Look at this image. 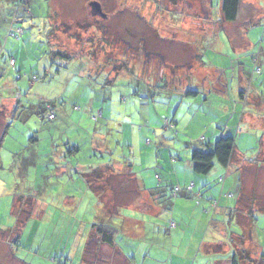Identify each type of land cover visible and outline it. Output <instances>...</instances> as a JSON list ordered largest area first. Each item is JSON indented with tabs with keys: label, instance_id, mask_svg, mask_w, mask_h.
Returning a JSON list of instances; mask_svg holds the SVG:
<instances>
[{
	"label": "crops",
	"instance_id": "1",
	"mask_svg": "<svg viewBox=\"0 0 264 264\" xmlns=\"http://www.w3.org/2000/svg\"><path fill=\"white\" fill-rule=\"evenodd\" d=\"M20 1L24 6L29 4V0ZM95 1L105 18L96 20L88 12L93 25V35L89 39L98 36L101 40L98 50L89 47L92 56L101 52L104 43H109L106 24L112 21L113 16L108 12L112 6L117 7L115 14L131 16L137 34L143 16H149V24H152L161 13L159 0H153L154 13L143 10L142 6L148 8L143 0L140 5L139 1L125 0L118 6L108 1ZM193 1L164 2L168 8L185 6L189 12L195 11L193 16L184 15L180 9L172 13L175 19L173 27L168 26L169 31L184 33L173 31L171 37L169 34L165 37L153 27L155 36L149 49L154 43L157 51L151 54L166 64L164 52L158 45L159 40H164L170 47L167 54L175 61L172 66L169 64L171 70L166 74L164 71L155 73L148 56L146 63L149 65L138 68L140 78L148 83L151 80L150 86L158 88L161 83L165 84L167 96L161 105L173 108L177 101L179 104L172 111L171 119H164L173 124V128L163 125L169 135L164 133L161 139L157 129L140 127L136 129L137 143L142 146L141 141L151 134L165 140L171 131L191 134V129L195 130L201 146L186 143L185 149L189 151L183 161L179 158L160 162L152 155L149 147L152 142H148L146 154L150 157L144 162L125 157L119 160L114 156L100 162L89 156L88 162H82L78 158L83 152L82 145L62 141L40 150V139H31L32 144L23 145L24 142L15 136L9 138L12 147L4 148V138L10 135L11 127H15L5 122V116L13 113L14 104L22 98L17 95L0 98V177L4 179H0V184H6L0 196L2 194L6 201L7 208H4L8 217L7 222L0 224V264H187L190 261L206 264L211 258H215L211 260L214 264H231L235 252L244 249L250 251V255L249 259L244 258L247 263L243 264L254 260L255 241L257 244L258 240L252 231L253 212L264 208L255 206L254 192L248 194L247 185L254 182V174L264 168V161L258 159L264 152V0H239L236 19L230 23L222 20L221 0L217 2L214 17V0ZM25 13H28L27 8ZM54 17L63 19L59 21L61 25L72 22L60 11L58 15L56 11ZM190 23L199 30L184 28V24L189 26ZM56 27L52 39L62 33ZM70 40L75 39L70 37ZM121 41L131 44L130 38ZM143 41L140 38L135 43L142 47ZM209 42L215 57L206 62L202 57L208 51L204 47ZM144 46L146 48L147 44ZM63 47L55 48L68 55L72 53ZM102 52L105 54L107 50ZM254 66L261 70L258 77H251ZM135 95L137 97V92ZM154 97L157 96H151L148 104L157 103ZM139 103L141 107L144 105L141 99ZM41 112L46 116L45 106ZM63 112L61 110V114ZM99 115L103 118L104 114ZM63 116L68 115L63 113ZM98 118L96 121L94 116L88 119L95 124ZM80 120L84 117L80 116ZM78 121L71 120L68 124L79 129ZM35 123L38 124V120ZM123 125L121 133L134 136ZM85 131V140L92 141L96 129ZM258 133L260 147L256 163L254 159L249 160L245 152L255 149ZM94 144L88 148V154L94 152ZM105 151L113 153L112 145L109 144ZM32 168L37 172L31 171ZM32 173L36 176L34 184L27 189L19 188L16 181L22 183ZM191 183L192 190L188 191ZM175 187L181 191L173 197L171 191ZM32 199L44 201L37 219L48 218L51 223L29 226L28 221L35 217L33 207L22 201ZM213 201H217L214 210L210 208ZM16 211L25 215L19 226ZM59 216L65 221L60 223ZM171 223L174 228L170 227ZM95 226L112 232L111 245L99 240ZM212 229L214 234L207 236ZM88 244L91 246L86 253ZM227 244L231 247L227 248ZM213 248L217 256H214L216 252L212 253Z\"/></svg>",
	"mask_w": 264,
	"mask_h": 264
},
{
	"label": "rangeland",
	"instance_id": "2",
	"mask_svg": "<svg viewBox=\"0 0 264 264\" xmlns=\"http://www.w3.org/2000/svg\"><path fill=\"white\" fill-rule=\"evenodd\" d=\"M97 1L101 2L100 0ZM103 1H108L112 5L118 6V3L125 0ZM130 1H139V5L142 3V0ZM143 1V5L148 7L142 6L143 10H147L148 13L152 10L154 13L156 8L153 6V0ZM188 1L194 2L193 0ZM91 2H94V0H29L28 6H24L20 0H0V98L12 95L22 98L20 99L21 101L19 100L20 102L14 104L13 113L10 116H5V122L14 124L15 127L12 126L10 135L4 138V148L12 147V141L9 138L15 136L21 142H24L23 145L32 144L31 139H40V150L44 146L59 145L63 142H74L77 145H82L83 152L78 157L82 162H88L87 158L89 156L94 157L96 162L109 160L111 156L117 159L120 158L119 160L125 157L126 160H134V162L141 160V162H144L148 160L147 157H150L149 153L146 154V149H149L147 147L148 142H152L151 146H149L152 148V155L160 162H169V159L179 158V160L183 161L189 151L185 149L188 146L186 143L200 147L201 144L198 142L200 136L198 137L196 135L197 132L192 129L190 131L191 134L189 132L182 134L179 132L178 127L176 129L178 130L177 133L171 131L170 136H165V140H161V135H164V133H168L166 135L170 134L169 131H166L167 128L164 127V119H171L172 111L175 110L179 103L177 101L173 104V108H170L168 104L161 105V102L165 101L167 96L166 91L168 89L165 84L160 82L161 85L158 86L161 87L158 88L150 86L153 83H150L151 80L148 83L145 78H140L138 68L149 65V62L146 63L148 56L152 67L155 66V73L159 74V72L164 71L166 74L169 72L171 70L169 69V64L172 66L175 61L167 54L170 49L168 44H165L164 40L158 41L159 47L164 52L163 61L167 66L160 59L158 61V57L156 59L155 56H152L151 52L157 51L154 43V47L149 49L151 39L155 36L154 29L159 30L160 34H164L165 37L168 34L171 37L172 34L170 32L172 33L173 31L182 34L184 31L180 32L173 29L169 31L168 29L169 25L172 27L174 25L172 21L175 18L172 13L180 9V12L184 13V15L191 14L193 16L195 11L189 12L185 6L178 9L168 8L164 6L165 0H159L161 13H159V17L157 15V21L155 20L152 24L151 22L149 24V16L142 15L143 17L140 19L142 22L141 29L137 34L136 30H133L131 16L129 14H115L117 13L115 12L117 7L112 6L108 11L109 15L113 16L112 21L106 24L109 43H104L101 52L97 51L94 53L96 55L92 56L89 47H91L90 49L97 47L96 50H98L101 40L97 38L98 36L89 39L93 35L91 33L93 25L89 21V8H87ZM217 2L218 0H214L213 3V17L216 16L215 8ZM26 8L28 13H25ZM56 11L57 15L58 11L65 13L72 22L59 24V21L63 19L54 17ZM30 14L32 15L31 17ZM168 14H170L169 17ZM147 20L148 22H145ZM56 26H59V29ZM176 26L178 25L176 24ZM55 27L62 33H58L55 39L54 37L52 39L51 36L55 35ZM184 28L195 31L197 26L193 27V24L190 23L189 26L184 24ZM18 29L22 31L18 39L8 37L10 30L16 31ZM70 37L75 40H70ZM124 38H130L131 44L125 45V43H122L121 39ZM140 38L144 39L142 47L135 43ZM91 43L93 45L90 46ZM145 44H147L146 48ZM60 46L72 51L69 54V60L51 54L52 51L57 50L55 47L60 49ZM210 47V42L205 44L204 48H207L208 51L204 52L203 61H211L215 57ZM197 48H200V45ZM103 50H107V52L102 54ZM10 58L15 62L13 67L8 64ZM185 72L183 73L186 74ZM135 92H137V97H135ZM151 96H157L154 97L156 104H148L152 100ZM139 99L144 104L142 107ZM44 106H47L46 116L42 112L39 113ZM74 107H77L78 110H74ZM61 110L68 116L64 117L63 113L61 114ZM50 111L55 113V120L49 121L47 119L51 113ZM101 112L104 114L103 118L99 116ZM80 116H83L84 120L81 121ZM91 116L97 118L99 116L95 124L89 122L88 118H91ZM14 119L16 120L14 121ZM76 119H79L77 123L78 125L80 124L79 129L76 127L75 129L71 128L68 124L71 123V120L75 122ZM35 120H38V124L35 123ZM122 124H124V128L128 127L130 134H134V136L129 137L127 133L122 134L120 130ZM131 125L136 127L132 129ZM140 127H143V129L149 127L151 130L157 129L161 139L151 134V136L147 137V140L146 138L143 139L141 141L142 146H139L136 129ZM93 129H96L93 140H85L87 134L85 130L93 131ZM150 132L152 133L153 131ZM242 133L246 134L247 132L242 131ZM20 134L22 135L20 136ZM258 134L255 139L257 143L260 137V133ZM93 143H95L94 152L91 151L88 154V148ZM109 144L112 145L113 153H106L105 151ZM259 147V143H255L254 150L251 149L245 152L249 160L254 159V162H256ZM129 152L133 153L134 157ZM38 154L41 155V151ZM41 159L38 157V160ZM258 159L259 161H264V152L260 154ZM32 170L36 171L33 168ZM254 175V182L247 185V193L251 194L254 192L255 206L264 208V168ZM28 177L22 183L16 181L17 186L21 189H27L34 184L36 176L32 173ZM0 179L4 180L1 177ZM250 185L252 188H250ZM4 187H6V184H0V192H4ZM235 192L237 194V190ZM2 197L1 194L0 224L7 222L8 219L5 212V208H7L6 201ZM43 202V200L37 199L22 201V203L33 207V215L35 217L33 221H28L29 226L33 223L38 225L52 222L48 218L37 219V212ZM253 218L252 231L258 241L257 244L255 241L254 260L250 264H264V209L260 210L257 208L253 212ZM59 219L60 223L65 221L64 217L59 216ZM212 233L213 229L207 236L214 234ZM226 246L227 248L231 247L229 244ZM214 250L213 248L212 253L216 252ZM217 253L214 256H217ZM236 253L238 255L244 254L243 257L249 259L250 251L248 252L246 249L244 251L238 250ZM231 254H233V251H231ZM213 259L215 258H211L206 264H214L211 262ZM243 261L247 263L245 259ZM173 262L176 263L175 261ZM187 264L192 263L190 261ZM194 264L200 263L196 261Z\"/></svg>",
	"mask_w": 264,
	"mask_h": 264
},
{
	"label": "trees",
	"instance_id": "3",
	"mask_svg": "<svg viewBox=\"0 0 264 264\" xmlns=\"http://www.w3.org/2000/svg\"><path fill=\"white\" fill-rule=\"evenodd\" d=\"M238 6H239V0H221V15H222V20L224 22H226V23H230V22L235 21L236 16H237ZM21 33H22V31H21ZM51 54H53V56H56V57H60V58L64 57V58H67L68 60L70 59V55H68L67 52L60 51L58 49L55 50V51H52ZM10 60H11V58L8 60V64H9V61ZM13 66H14V64H13ZM257 70H259V72H256ZM260 73H261V70L258 67L254 66L252 68V70H251V77L252 76H257ZM49 107H48V109H49ZM73 109L74 110H78L77 107H74ZM46 110H47V106H45V111ZM50 112L53 115V119L52 120H54V118H55L54 112L53 111H50ZM172 126H173V124H172ZM232 156H233V152L231 153V157ZM16 215L18 216L17 217V223H18V226H19L24 221L25 215L22 216V214H19L18 212H17ZM95 230H96L95 232L97 233V235L99 237V240L102 243L108 244V245H111L112 244L113 234H112L111 231H109L107 228H105L103 226H95ZM13 231L15 232L16 229H14ZM90 244H88V246L86 247V253L88 252V250H89V248L91 246ZM243 256H244V254H241V255H238V253L234 254L233 257H232V260H231V264H243V262H244L243 261L244 260V257Z\"/></svg>",
	"mask_w": 264,
	"mask_h": 264
},
{
	"label": "built area",
	"instance_id": "4",
	"mask_svg": "<svg viewBox=\"0 0 264 264\" xmlns=\"http://www.w3.org/2000/svg\"><path fill=\"white\" fill-rule=\"evenodd\" d=\"M20 34H21V30H20V29H18V30H16V31H12V30H10V31L8 32V36H9L10 38H14V39H18V36H19ZM13 64H14V60L11 59V60L9 61V65H10V66H13ZM256 72H259V70H257ZM99 116H100V115H99ZM47 118H48V120H52V119H53V115L50 113V114L48 115ZM96 119H97V117H94V121H96ZM164 123H165L168 127L173 128L172 124H170L167 120H164ZM192 187H193V184L191 183V184L189 185V187L187 188V190H188V191H191V190H192ZM180 191H181V189H180L179 187H175V188L172 189L171 194H172L173 197H176V196L180 193ZM210 208L213 209V210L216 209V208H217V201H213V202L211 203V205H210ZM170 227H171V228H174V227H175L174 223H171V224H170Z\"/></svg>",
	"mask_w": 264,
	"mask_h": 264
},
{
	"label": "water",
	"instance_id": "5",
	"mask_svg": "<svg viewBox=\"0 0 264 264\" xmlns=\"http://www.w3.org/2000/svg\"><path fill=\"white\" fill-rule=\"evenodd\" d=\"M89 14L93 17L105 18L103 13L101 12V7L97 2H91L88 5Z\"/></svg>",
	"mask_w": 264,
	"mask_h": 264
},
{
	"label": "flooded vegetation",
	"instance_id": "6",
	"mask_svg": "<svg viewBox=\"0 0 264 264\" xmlns=\"http://www.w3.org/2000/svg\"><path fill=\"white\" fill-rule=\"evenodd\" d=\"M100 7H101V6H100ZM101 12H102V9H101ZM91 17H93V16H91ZM93 18H96V20H98L99 17H93Z\"/></svg>",
	"mask_w": 264,
	"mask_h": 264
}]
</instances>
